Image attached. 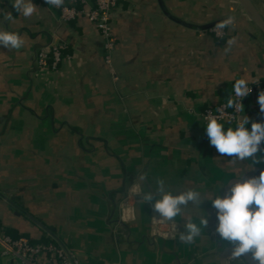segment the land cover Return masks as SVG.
Segmentation results:
<instances>
[{
	"label": "crops",
	"instance_id": "obj_1",
	"mask_svg": "<svg viewBox=\"0 0 264 264\" xmlns=\"http://www.w3.org/2000/svg\"><path fill=\"white\" fill-rule=\"evenodd\" d=\"M165 1L178 16L198 22L231 14L234 26L219 42L209 31L169 20L158 0H119L118 45L108 64L103 37L86 17L63 21L51 6L32 0L37 11L24 18L11 0H0V29L24 40L18 50L0 47V224L11 235L57 237L78 264H221L231 244L215 231L210 200L165 222L150 204L137 202L132 182L143 174L149 191L164 179L174 194L196 188L212 198L223 196L231 178L264 170V164L221 157L209 141L201 160V111L227 102L237 79L264 82V33L236 0ZM252 1L264 16V0ZM8 12L14 20H4ZM51 38L67 43L72 58L55 72L40 71L36 49ZM257 101V94L249 96L245 115L261 122ZM206 214L201 236L181 242L183 223Z\"/></svg>",
	"mask_w": 264,
	"mask_h": 264
},
{
	"label": "clouds",
	"instance_id": "obj_2",
	"mask_svg": "<svg viewBox=\"0 0 264 264\" xmlns=\"http://www.w3.org/2000/svg\"><path fill=\"white\" fill-rule=\"evenodd\" d=\"M49 6L62 7L64 0H45ZM13 8L24 18H30L37 11V6L32 0H11ZM4 20L12 21L11 12L4 16ZM235 18L228 16L215 25V29L223 30L234 26ZM236 43L233 37L227 41L224 52L231 51ZM24 45L23 38L13 31L0 29V47L8 50H18ZM258 83V82H255ZM254 83V84H255ZM252 91L249 81L240 78L233 84V93L227 97V102L216 111L219 115L208 114L206 117L205 132L208 141L221 157H231L232 162L251 161L255 164H264V121H251L247 115L233 117L235 127L221 123V118L226 114L225 109L233 108L237 113L244 112L242 100ZM258 104L261 114H264V91L258 94ZM231 121H229L230 123ZM251 123V129L248 125ZM146 176L141 174L132 182L138 188L136 196L138 203L150 204L156 218L165 222H173L183 215L184 210L193 205L201 209V205L207 199L211 201L216 210L218 221L215 231L222 241L232 245L231 254L225 261H243L241 258L251 255L255 264H264V170L258 176L245 177L244 173L237 177L227 192L212 198L202 195L196 188H190L179 194H174L166 189L164 179L156 180V188L149 191L144 187ZM208 214L202 215L197 220H186L179 231V240L191 244L201 236L203 230L208 228ZM244 262V261H243ZM245 264V262H244Z\"/></svg>",
	"mask_w": 264,
	"mask_h": 264
},
{
	"label": "built area",
	"instance_id": "obj_3",
	"mask_svg": "<svg viewBox=\"0 0 264 264\" xmlns=\"http://www.w3.org/2000/svg\"><path fill=\"white\" fill-rule=\"evenodd\" d=\"M39 1L46 3L45 0ZM118 6L119 0H64L62 7H51L58 12L59 18L63 21L68 22L81 16L86 17L92 26L101 33L106 51L105 61L111 64L112 53L118 45V38L113 27L114 13ZM209 32L217 38L226 36V28L223 30L214 28ZM68 47L69 45L65 42H54L53 38L48 39L36 49L35 66L40 71H57L65 59L72 58V53L68 51ZM254 83L249 82L252 91L247 97L253 94L258 95L264 91L262 82ZM225 104L226 102H220L205 107L201 111L203 123L206 125L208 114L219 115L216 109ZM224 111L226 114L220 122L229 123L231 121V124H235L233 117H238L240 113H237L233 108H227ZM131 196L132 192L128 190L121 201V216H126ZM0 257L5 259L6 264H78L74 251L58 239L33 241L25 235L14 237L3 225H0Z\"/></svg>",
	"mask_w": 264,
	"mask_h": 264
},
{
	"label": "water",
	"instance_id": "obj_4",
	"mask_svg": "<svg viewBox=\"0 0 264 264\" xmlns=\"http://www.w3.org/2000/svg\"><path fill=\"white\" fill-rule=\"evenodd\" d=\"M236 1H238V3L242 6V8L245 10V12L250 16V18L256 24V26L264 33V16H263L262 12L258 9V7L254 4V2L252 0H236ZM158 2H159L160 8H161L163 14L169 20H171V21H173V22H175L181 26H184L186 28L197 31V32L210 31V30L214 29L215 25L218 22L227 18L228 16H232L231 14H225V15L218 16L215 18H211L210 20H207L204 22H198V21L185 19V18L178 16L168 7L165 0H158ZM248 98L249 97L245 98L242 102V104L244 106V112L239 114V115H241V118L243 115L246 114V103L248 101ZM221 123H225V128H227L228 126L235 127V124H231L228 122H221ZM207 141H208V138H207L206 132H205V136H204V140H203V149H202V153H201V160L202 161L204 160ZM236 180H237V177L231 178L227 182V184L224 188L223 195L227 192L228 188L231 187V184L234 183ZM231 250H232V245L226 246L223 249V251L220 255V263L221 264H225V261L228 259V256L231 254ZM242 259L247 264H255V262L252 261L250 254L242 257Z\"/></svg>",
	"mask_w": 264,
	"mask_h": 264
},
{
	"label": "trees",
	"instance_id": "obj_5",
	"mask_svg": "<svg viewBox=\"0 0 264 264\" xmlns=\"http://www.w3.org/2000/svg\"><path fill=\"white\" fill-rule=\"evenodd\" d=\"M216 40H218L219 42H223V41L226 40V36L221 37V38H217V37H216ZM68 51L71 52V48H70V46L68 47ZM263 84H264V82H263ZM0 225H1V224H0ZM12 236H14V237H18V236H20V235H12Z\"/></svg>",
	"mask_w": 264,
	"mask_h": 264
},
{
	"label": "rangeland",
	"instance_id": "obj_6",
	"mask_svg": "<svg viewBox=\"0 0 264 264\" xmlns=\"http://www.w3.org/2000/svg\"><path fill=\"white\" fill-rule=\"evenodd\" d=\"M225 35V34H224Z\"/></svg>",
	"mask_w": 264,
	"mask_h": 264
}]
</instances>
